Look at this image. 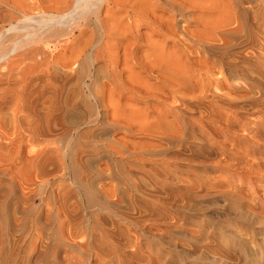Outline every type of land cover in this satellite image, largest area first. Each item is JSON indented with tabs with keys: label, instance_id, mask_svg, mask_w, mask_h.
I'll list each match as a JSON object with an SVG mask.
<instances>
[{
	"label": "rangeland",
	"instance_id": "rangeland-1",
	"mask_svg": "<svg viewBox=\"0 0 264 264\" xmlns=\"http://www.w3.org/2000/svg\"><path fill=\"white\" fill-rule=\"evenodd\" d=\"M255 4L243 6L251 13ZM246 47L264 60V40ZM184 48L186 60L207 57L189 43ZM80 66L72 65L74 78L60 86L61 121L48 137L24 129L20 139L14 118L21 113L0 112V142L8 144L0 147V264H264V143L253 144L258 137L251 129L264 125V111L215 105L203 72L197 85L206 97L192 100L200 104L190 117L210 140L212 151L203 157L195 147L163 138L180 131L170 108L179 101L154 95L126 100L129 92L115 90L120 107L142 109V119L111 126L112 107L96 98ZM142 75L161 87L153 73ZM227 83L249 89L242 78ZM95 88L100 94V80ZM46 94L38 99L42 109ZM72 106L68 123L64 114ZM188 135L191 145L199 142L200 135ZM61 193L69 194V210L62 208ZM49 215L56 216L52 223ZM34 221L48 225L41 236Z\"/></svg>",
	"mask_w": 264,
	"mask_h": 264
},
{
	"label": "bare ground",
	"instance_id": "bare-ground-1",
	"mask_svg": "<svg viewBox=\"0 0 264 264\" xmlns=\"http://www.w3.org/2000/svg\"><path fill=\"white\" fill-rule=\"evenodd\" d=\"M246 1L256 3L251 13L243 6ZM260 40H264V0H0V112L12 108L21 113L14 118L20 139L24 129L39 139L51 135L61 121L56 116L57 105L63 101L56 105L58 91L74 78L72 65L78 64V73L88 71L96 98L112 107L111 126L142 119V109L129 103L120 107L115 90L122 96L129 92L126 100L172 97V103H180L177 108L170 103L180 131L175 136L165 133L163 138L184 148L195 147L208 157L212 147L204 136L206 129L190 121L193 107L200 104L192 100L206 97L201 94L204 86L197 85L200 75L205 72L209 77L207 85L214 90L211 99L219 102L215 105L264 111V60L261 53L246 52L247 45ZM186 43L207 57L184 59ZM143 72L160 78L161 87L150 84ZM239 78L249 89L227 83ZM98 80L103 86L100 94L95 88ZM224 88L226 92H221ZM43 91L48 93L42 100L48 102L47 110L43 108L47 112L39 106ZM72 112L73 106L64 114L68 123L73 121ZM103 121L108 124V119ZM253 127L258 137L253 144L264 143V125ZM3 130L0 126L1 135ZM189 132L200 135L194 146L188 141ZM7 145L0 142V147ZM77 170L79 185L84 186ZM68 195L60 196L62 208H69ZM78 216L70 221L79 224ZM54 218L49 215L46 222ZM46 222H33L37 234L48 226Z\"/></svg>",
	"mask_w": 264,
	"mask_h": 264
}]
</instances>
